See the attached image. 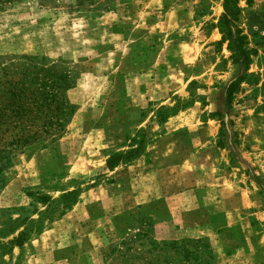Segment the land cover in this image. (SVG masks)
Here are the masks:
<instances>
[{"label":"rangeland","instance_id":"1","mask_svg":"<svg viewBox=\"0 0 264 264\" xmlns=\"http://www.w3.org/2000/svg\"><path fill=\"white\" fill-rule=\"evenodd\" d=\"M237 5L247 69L224 0L0 3V68L72 106L1 160L0 264H264V0Z\"/></svg>","mask_w":264,"mask_h":264},{"label":"trees","instance_id":"2","mask_svg":"<svg viewBox=\"0 0 264 264\" xmlns=\"http://www.w3.org/2000/svg\"><path fill=\"white\" fill-rule=\"evenodd\" d=\"M23 0H0L1 4ZM238 0H224V13L218 27L222 33L221 42H228L231 59L245 69L250 64V50L246 35L236 25L238 21ZM245 76L251 77L252 75ZM240 76L227 87V98L244 81ZM60 86L50 79L28 81L25 71L19 72L5 65L0 68V170L4 167L5 155L31 144L45 145L54 131L63 127V121L72 106L64 104ZM49 141V140H48ZM115 158V156L113 157ZM112 160L108 161V166ZM20 242V238L13 241Z\"/></svg>","mask_w":264,"mask_h":264}]
</instances>
